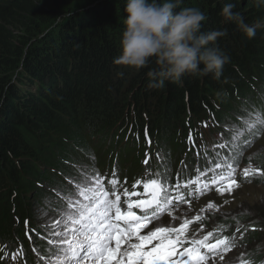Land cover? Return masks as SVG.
I'll return each mask as SVG.
<instances>
[{"label": "trees", "instance_id": "1", "mask_svg": "<svg viewBox=\"0 0 264 264\" xmlns=\"http://www.w3.org/2000/svg\"><path fill=\"white\" fill-rule=\"evenodd\" d=\"M226 3L250 25L264 23L257 0L180 5L205 14L202 31L226 30L216 44L229 57L220 80L185 76L181 84L150 89L148 68L115 63L126 0H0V243H24L30 229L36 242L44 238L48 230L33 209L67 212L65 180H83L88 159L129 127L140 137L147 127L158 148L171 153L187 127L209 114L221 124L264 102V28L246 38L224 23ZM254 162L264 169V152Z\"/></svg>", "mask_w": 264, "mask_h": 264}, {"label": "snow or ice", "instance_id": "2", "mask_svg": "<svg viewBox=\"0 0 264 264\" xmlns=\"http://www.w3.org/2000/svg\"><path fill=\"white\" fill-rule=\"evenodd\" d=\"M258 124L264 125V119L257 114L256 121L247 124V130L256 129ZM244 132L245 129H238L233 139L243 136ZM145 135L147 137V131ZM256 135H259V131ZM188 139L193 142L191 132ZM251 142L249 140L243 146L229 147V155L225 157V163L215 164V169L224 168L227 173L213 174L210 183L216 186L217 192L230 193L234 188L239 187L235 178L237 160L243 154V148L250 146ZM218 147L225 148L228 145L221 144ZM157 155L161 161L165 159L161 154ZM148 162V159H145L144 163L148 164ZM166 172V169L163 173L158 172L157 178L143 182L145 190L143 194L129 192L127 188L121 194L118 191L119 183L115 178L108 181L112 186L109 191L105 189L103 178L98 174L85 177L83 183L76 185L77 194L68 199L69 211L65 214V218L57 219L53 225L52 238L48 239V244L53 246L55 251L48 257L47 264H210V256H215L221 247L224 252L236 247L235 240H230L227 236L217 239L215 243H208L209 238L213 236L212 232H208L202 240L188 238L187 230L192 223L189 219H184L178 227L155 226V222L160 220L162 214L168 211L174 202L169 195L170 186L167 183ZM201 175L205 174L201 173ZM242 176L245 179L264 176V171L250 164L242 169ZM199 181L200 177H197L196 181H189L184 187L196 183L195 191L203 194L210 184L206 177L202 186ZM141 183L137 180L133 187ZM179 187L178 184L176 187L178 194L174 199L184 202ZM192 194L189 192V195ZM121 195L129 199L122 202ZM142 195L145 198L137 200L130 198ZM214 207L211 202L207 205L208 209ZM134 209L140 210L141 214H137ZM42 214L47 216L46 212ZM169 215L172 213L169 212ZM195 219L199 220L200 216H196ZM150 224L153 225L154 230L141 234L142 230L149 229ZM25 226L29 227V221H25ZM42 227L47 228L48 224ZM58 227L60 230H56ZM34 231L30 229L26 232L29 239ZM237 231L239 232V228ZM148 245L151 247H147ZM16 258L17 253H12V259L16 260ZM41 259L45 258L41 257ZM242 264H252V262L246 260L242 261Z\"/></svg>", "mask_w": 264, "mask_h": 264}, {"label": "clouds", "instance_id": "3", "mask_svg": "<svg viewBox=\"0 0 264 264\" xmlns=\"http://www.w3.org/2000/svg\"><path fill=\"white\" fill-rule=\"evenodd\" d=\"M181 3L182 0H126L120 54L115 63L137 72L148 68L150 89L163 88L166 81L181 84L185 76L211 75L219 81L229 62L216 46L226 30L202 31L205 14L197 7H180ZM257 3L264 4V0ZM234 7L226 3L221 9L224 23H234L246 38L252 39L264 23L250 25L233 11ZM257 252H264V245H257Z\"/></svg>", "mask_w": 264, "mask_h": 264}, {"label": "rangeland", "instance_id": "4", "mask_svg": "<svg viewBox=\"0 0 264 264\" xmlns=\"http://www.w3.org/2000/svg\"><path fill=\"white\" fill-rule=\"evenodd\" d=\"M238 117V115H236ZM259 135L254 132L253 140H251L250 146H248V153L251 157H256L259 153L264 152V128L258 130ZM112 136V141L114 137ZM103 139V137H101ZM100 139V142L103 141ZM96 146L93 147L95 149ZM223 187V186H222ZM215 205L213 209H208L207 205L209 203ZM190 205V206H188ZM47 213L45 217L42 213ZM169 212L172 215H169ZM200 216L199 220H195L190 228L187 230V237H197L203 233H206L210 227L214 224L224 221H246L242 222L245 224H255L262 226L260 231V242L264 243V181L258 183L252 182H242L239 183L238 188H234L230 193H219L215 190L209 192L208 194L192 201L188 204H182L176 208L169 210L163 218L155 222L157 226H179L184 219H193L196 216ZM33 216L35 221L39 223L40 226L48 224V236L47 240L52 238L51 231L53 230V225L57 219L65 218V214L58 209L53 211H45L43 207H38L33 209ZM155 225V226H156ZM62 227V225L60 226ZM60 230V228H56ZM148 230H154L153 225L149 226V229L143 230L141 234H146ZM147 247H151L148 245ZM243 248V247H242ZM240 249L241 253L246 250ZM237 255V251L229 252L223 255H219L213 258L210 264H228V262L234 259ZM223 257V259H221Z\"/></svg>", "mask_w": 264, "mask_h": 264}, {"label": "bare ground", "instance_id": "5", "mask_svg": "<svg viewBox=\"0 0 264 264\" xmlns=\"http://www.w3.org/2000/svg\"><path fill=\"white\" fill-rule=\"evenodd\" d=\"M188 206H190V205H188ZM171 210V209H170ZM156 225V224H155ZM157 226V225H156Z\"/></svg>", "mask_w": 264, "mask_h": 264}]
</instances>
